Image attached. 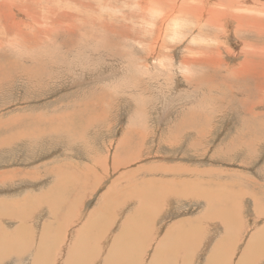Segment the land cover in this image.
Returning <instances> with one entry per match:
<instances>
[{
	"label": "rangeland",
	"instance_id": "rangeland-1",
	"mask_svg": "<svg viewBox=\"0 0 264 264\" xmlns=\"http://www.w3.org/2000/svg\"><path fill=\"white\" fill-rule=\"evenodd\" d=\"M246 2L0 0V200L63 183L55 207L29 197L19 212L0 207V262L62 264L80 246L97 258L77 254L70 264H105L123 228L132 261L108 264H264V0ZM36 128V138L15 137ZM96 164L108 174L98 171L101 183L90 180L80 206L64 212L83 190L84 167ZM174 175L190 181L180 187ZM141 185L172 193L148 206ZM110 187L111 222L96 220L79 241ZM131 212L154 215L144 223Z\"/></svg>",
	"mask_w": 264,
	"mask_h": 264
},
{
	"label": "bare ground",
	"instance_id": "bare-ground-1",
	"mask_svg": "<svg viewBox=\"0 0 264 264\" xmlns=\"http://www.w3.org/2000/svg\"><path fill=\"white\" fill-rule=\"evenodd\" d=\"M233 1V0H232ZM173 2V1H172ZM216 2V1H215ZM245 2H246V0H245ZM248 2V1H247ZM246 2V3H247ZM250 2V1H249ZM248 2V3H249ZM252 2V5H254L255 3H253V1H251ZM192 3V2H191ZM236 3V2H235ZM174 4V3H173ZM251 4V3H250ZM222 6V5H221ZM250 6V5H249ZM255 6H257V5H255ZM241 7V6H240ZM254 7V6H253ZM194 8V7H193ZM209 10V9H208ZM225 11V10H224ZM257 13V12H256ZM258 14V13H257ZM260 14V13H259ZM241 17V16H240ZM245 18V17H244ZM246 19V18H245ZM248 20V19H247ZM253 20V19H252ZM249 21H251V20H249ZM254 21V20H253ZM38 25V24H37ZM10 42V41H9ZM37 66V65H36ZM29 72V71H28ZM246 72V71H245ZM100 99V98H99ZM61 115V114H60ZM59 116V115H58ZM17 117V116H16ZM38 118V117H37ZM37 118H35V119H37ZM40 119H41V117H39ZM31 119V118H30ZM43 119V118H42ZM58 119V118H57ZM13 120V119H12ZM14 121H16V119L14 120ZM50 121V120H49ZM13 122V121H12ZM25 122H28L27 120L25 121V118L24 119H21V120H19V121H16V124L15 125H17V126H23V124H25ZM36 123V122H35ZM10 124V123H9ZM37 124V123H36ZM38 125V124H37ZM49 125V124H48ZM66 125V124H65ZM196 125V124H195ZM11 126V125H10ZM9 126V127H10ZM32 127H33V125H32ZM41 128V127H40ZM52 128V127H51ZM27 129V128H26ZM49 128H42V129H40V131H41V133H40V135L42 136V134H43V136H45L46 134H47V130H48ZM15 130V129H14ZM36 130L37 131H35V132H33V131H28V130H22V131H17V134H16V136L15 137H17V139H31V134H32V136H33V138H36V136H34L35 135V133L36 132H38V128H36ZM54 131V130H53ZM12 134V133H11ZM61 134V133H60ZM18 135V136H17ZM49 135H51V133L49 134ZM42 136V137H43ZM6 138H8V137H6ZM12 139H14V137L12 136V138H10L9 139V141L10 140H12ZM8 140V139H7ZM6 140V141H7ZM3 141V140H2ZM8 141V142H9ZM4 149V148H3ZM104 158V157H103ZM126 159H128L129 161L131 160V159H133V156H131V159L129 158V157H127ZM103 161L105 162V159H103ZM126 162L128 163V161L126 160ZM69 163V162H68ZM91 164V163H90ZM99 164H101V163H99ZM39 165V164H38ZM117 165H121L120 163H119V161H118V159H117V156L115 155L114 157H113V159H112V163H111V166H110V169H109V171H111V172H116L117 171V168H118V166ZM65 166V165H64ZM71 166V165H70ZM80 166V165H79ZM100 167H102L101 165H95V166H89V165H87V166H85L84 167V169H85V172L83 173V175H81V179H82V182L83 183H85V185H83V186H81V189H83L82 190V192H80L79 194V196H78V192H76V189L77 188H73V189H75V192H76V194L75 195H73L72 193V197L71 198H69L68 200H67V202H63L64 203V212H66V213H69V214H71L72 215V213L76 210V208H77V205H78V207L80 206V201H81V198L86 194V192L89 190V189H91L92 187H93V184H91L92 182H93V180L95 181V185L97 186V185H99L100 183H101V180L103 179L102 177H99V172L98 171H101L102 173V176H104V172L106 173V174H108V172H107V169H106V171H104L103 170V168H100ZM54 168V167H53ZM72 168V167H71ZM75 168V167H74ZM77 168V167H76ZM79 168V167H78ZM69 169V168H68ZM70 170V169H69ZM79 170V169H78ZM152 170V169H151ZM154 170V169H153ZM159 170V169H158ZM4 171V170H3ZM91 171V172H90ZM170 171V170H169ZM138 172V171H137ZM152 172V171H151ZM166 172H168V171H166ZM7 173H13V176H15V175H17L19 172H16V171H8ZM32 172H30V173H28V172H25V173H23V174H21V173H19V174H21L20 176H22V177H20V179L22 178V180H30V181H32L33 182V180H34V178L35 177H33V174H31ZM44 173H45V171H44ZM129 173V172H128ZM131 173V172H130ZM5 174H6V172H2V173H0V182H3V186L5 185V183L7 182L6 180V176H5ZM135 174V173H134ZM138 174V173H137ZM62 175V174H61ZM135 176V175H134ZM168 176H169V174H168ZM171 176H172V174H171ZM170 176V177H171ZM175 176V175H174ZM8 177H12V175H10L9 174V176ZM73 177V176H72ZM179 176H175L171 181H176L177 183L178 182H181V185H178V186H180V187H182L184 184L183 183H185V182H189L188 181V179H187V181L186 180H182V179H179L178 178ZM102 178V179H101ZM16 179V177H12V178H9L8 180L10 181V183L12 184V182H14V181H16L15 180ZM20 179H19V182H20ZM142 179V178H141ZM90 180H92L91 181V183H90ZM152 179H149V182H152L151 181ZM196 180V179H195ZM18 181V180H17ZM37 181V180H36ZM73 181V180H72ZM159 181H163L164 182V184L165 185H167V183H165V181L164 180H159ZM169 181V180H168ZM198 181V180H197ZM81 182V181H80ZM79 182V183H80ZM153 182H154V179H153ZM82 183V184H83ZM171 183V182H170ZM201 183V182H200ZM63 183H61L60 185H58V188L60 187V189L63 187V185H62ZM159 184V183H158ZM161 184H163V183H161ZM174 184V183H173ZM18 185V184H17ZM157 185V184H156ZM160 185V184H159ZM220 185V184H219ZM1 186V185H0ZM37 186V185H36ZM68 186V185H67ZM70 186V185H69ZM116 186V185H115ZM151 186V185H150ZM153 186H155V185H153ZM114 187V186H113ZM113 187H110L109 188V190L107 191V193L102 197L104 200H102L103 201V204L99 207V209L96 211V212H93V213H91L86 219H85V223H84V225H83V227H81L80 228V233L78 232V236H79V238H78V240L79 241H82V239H83V235L82 234H86V232H87V229H91V227L92 226H94L95 224H96V220H98V219H102V218H104L105 217V220H102V225H107L109 222H111L110 221V219H111V215L113 214L111 211H108V209L109 208H111V206L109 205V203H110V201H108V200H106V199H109V197L111 198V195L114 193V191H116L115 189H112ZM133 187V186H132ZM135 187V186H134ZM156 187V186H155ZM187 187V186H186ZM194 187V186H193ZM29 188V187H28ZM57 188V189H58ZM79 188V187H78ZM163 188V187H162ZM161 188V189H162ZM170 188V187H169ZM57 189H55L53 186H52V188H50V189H48V190H50L49 192L47 191L46 193H44V194H42L39 198L38 197H31V194H28V196H25V198H23L22 200H14V201H12V200H10V199H8V200H10V201H8L6 198H3V199H1L0 200V207H2V209L3 210H6L7 211V209H10L12 212H16V208H17V211L19 212V209H21V208H19V207H23V206H21V202L22 201H24V200H28L29 201V199L30 198H32L31 200H37L38 201V203L39 204H46L47 206H50V207H55V204H56V200H57V202L58 203H62L61 201H63V199H60L59 198V196L56 198V200H55V204L53 203V205L52 204H50L51 202H52V198H55L56 196H54V194L55 193H58L56 190ZM65 189V188H64ZM80 189V190H81ZM93 189V188H92ZM153 189V188H152ZM37 190V189H36ZM66 190V189H65ZM112 190H114V191H112ZM135 190H137V188L135 189ZM157 190V189H156ZM158 190H160V189H158ZM138 192H139V190H137ZM153 191L154 190H151V188H146V185H141V193L139 194V203H140V201H142V203H147V205L149 206L150 204H163V202L165 201V199H166V197H168L169 196V193H165V191H163V193H161L160 191H157V194H156V196L153 194ZM178 191V190H177ZM191 191H192V189H191ZM63 192H64V190H63ZM159 192V193H158ZM194 192V191H193ZM60 193H62V192H60ZM66 193V192H65ZM172 193V192H171ZM171 193H170V195H171ZM222 193V192H221ZM168 194V195H167ZM195 194V193H194ZM197 194V193H196ZM208 194V193H207ZM57 195V194H56ZM114 195V194H113ZM161 195H163V196H161ZM179 195V194H178ZM178 195H176V197H179ZM191 195H193V193L191 194ZM198 195H200V194H198ZM228 195V194H227ZM52 196H54V197H52ZM86 196V195H85ZM28 197H29V199H28ZM137 197V198H138ZM199 197V196H198ZM215 197V196H214ZM228 197V196H227ZM1 198V197H0ZM194 198H196V197H194ZM50 199V200H49ZM84 200V199H83ZM123 202V201H122ZM28 203V202H27ZM33 203V201H29V203L28 204H32ZM217 203V202H216ZM27 204V205H28ZM35 204H36V201H35ZM161 204V205H162ZM219 205V204H218ZM221 205V204H220ZM37 206V205H36ZM57 206V205H56ZM155 206V205H154ZM30 207V206H29ZM31 208H32V205H31ZM2 209H0V213H1V210ZM65 209H66V211H65ZM29 210H31V209H29ZM54 210V209H53ZM21 211V210H20ZM22 211L24 212V209H22ZM51 211H52V208L50 209V211H49V213H51ZM159 210H157L156 211V209H154V214H156L157 212H158ZM8 212V211H7ZM115 212V211H114ZM132 212H133V210H132ZM130 213V219L129 220H133V218L134 219H139L140 221H142V220H145V221H142V222H144V223H146L148 220H151L152 219V217H151V215H154V214H151L150 212V214L148 213V214H140L139 216H133L134 214L133 213H135V212H133V213ZM230 213H231V211H230ZM52 214V213H51ZM75 214V213H74ZM228 214V213H227ZM79 215V214H78ZM150 215V216H149ZM15 216V215H14ZM20 216H21V214H20ZM65 216V215H64ZM74 216H77V215H74ZM4 217H6V219H7V215H5ZM129 217H127V218H129ZM155 217V216H154ZM10 218V217H9ZM18 218H20V217H18ZM66 218V217H65ZM74 218V217H73ZM72 218V219H73ZM142 218H145V219H142ZM12 219H15V218H12ZM22 219H25V218H22ZM27 219V218H26ZM49 219V218H48ZM227 219V218H226ZM7 220H9V219H7ZM6 220V221H7ZM11 220V219H10ZM18 220V219H17ZM30 220V219H29ZM28 220V221H29ZM51 220V219H50ZM54 220V219H53ZM66 221V220H65ZM72 221V220H71ZM70 221V222H71ZM1 222V221H0ZM14 222V221H13ZM18 222V221H17ZM20 222V221H19ZM24 222V221H23ZM51 221H48V224H51L50 223ZM64 222V221H63ZM99 222V221H98ZM2 223V222H1ZM15 223V222H14ZM25 223V222H24ZM24 223H22V224H24ZM65 223V222H64ZM18 224V223H17ZM20 224V223H19ZM47 223H45V225H46ZM1 225V224H0ZM54 225V224H53ZM66 225V224H65ZM147 225V224H146ZM145 225V226H146ZM14 226V225H13ZM46 226H49V225H46ZM124 226H126V225H124ZM144 226V225H143ZM18 228H19V225L17 226ZM43 227H44V225H43ZM42 227V229H44L45 230V228L46 227H44L43 228ZM109 227V226H108ZM22 228V227H21ZM70 228V227H69ZM93 228V227H92ZM126 228V227H125ZM65 229V228H64ZM95 229V228H94ZM97 229V228H96ZM15 230V229H14ZM17 230V229H16ZM22 230H24V229H22ZM29 230V229H28ZM55 230V229H54ZM6 231V230H5ZM26 230H24V232H25ZM45 231H47V230H45ZM121 232H120V236L121 235H125V238L126 237H130V236H126L127 234L126 233H124V234H122L123 233V228H121V230H120ZM17 232H18V230L16 231V233H15V236L17 235ZM28 232V231H27ZM43 232V231H42ZM41 232V233H42ZM89 232V231H88ZM9 232H7V234H8ZM19 233V232H18ZM21 233H22V231H21ZM44 233V232H43ZM60 233V232H59ZM20 234V233H19ZM29 234V233H28ZM65 234V233H64ZM67 234V233H66ZM104 234V232H101V233H98V234H96V235H94V238H96L95 239V244H98L99 242V240H100V237H107V235H103ZM143 234V233H142ZM9 235V234H8ZM8 235H7V237H8ZM44 235H46L45 233H44ZM54 235V234H53ZM129 235V234H128ZM132 235V234H131ZM256 235V234H255ZM58 236V235H57ZM120 236L119 237H114L113 239H112V241H111V246L106 250V252L104 253V254H102V255H104V263L105 264H108L107 262L111 259V258H116V261H118V263H120V262H122V257H123V259H125L124 258V256L123 255H126L127 256V259H126V261H125V263L126 262H128V261H132V259H130V258H132L131 257V254H130V251L128 250L127 251V249H124V246H123V244H124V242H122L121 241V238H120ZM92 236H90V238H91ZM97 237L99 238V239H97ZM255 237V236H254ZM258 237V236H257ZM11 238V237H10ZM19 238V237H18ZM41 238H43V240L45 241V239L44 238H46V237H44V236H42L41 235ZM40 238V239H41ZM55 238V237H54ZM85 238H87V237H85ZM94 238H92V239H94ZM165 238V237H164ZM193 238V237H192ZM6 239V238H5ZM12 239V238H11ZM47 239V238H46ZM49 239V238H48ZM52 239V238H51ZM51 239H49V240H51ZM88 239H89V237H88ZM103 239V238H102ZM124 239V238H123ZM39 240V239H38ZM42 240V241H43ZM65 240V236H64V239H62V241L60 242V244L63 242ZM85 240H87V239H85ZM105 240V239H104ZM12 241V240H11ZM41 241V242H42ZM44 241H43V244H44ZM48 241V240H47ZM103 241V240H102ZM52 242V241H51ZM91 242H93V241H91ZM101 242V241H100ZM12 242H9L8 244H5V245H8V247L7 248H9V244H11ZM48 243H49V241H48ZM54 243V242H53ZM80 243V242H79ZM79 243H77V245H79ZM102 243V242H101ZM141 243V242H140ZM37 244V243H36ZM103 244V243H102ZM127 244V243H126ZM19 244L17 243V245L16 246H18ZM50 245H53V244H50ZM64 245V244H63ZM75 245V244H74ZM73 245V246H74ZM133 245V244H132ZM195 245V244H194ZM248 245V244H247ZM16 246H15V248L14 249H16ZM49 246V245H48ZM47 246V247H48ZM73 246H72V248H73ZM85 246V245H84ZM98 246H99V244H98ZM128 246V245H127ZM249 246V245H248ZM247 246V247H248ZM10 247H12L13 248V244H11V246ZM78 248L76 249V247H75V251H73L74 250V248L73 249H69L68 251H67V253L65 254V258H67L65 261H62V264H70V262L74 259V256H76L77 254H80V255H83V259H86V260H89V259H94V258H97V256H98V253H93V254H91V251H89V252H87L88 250H87V248H86V252H84L83 250H80V246H77ZM101 247H103V246H101ZM18 248H19V246L17 247V250H18ZM53 248V247H52ZM4 249V248H3ZM68 249V248H67ZM173 249V248H172ZM184 249V248H183ZM246 249V250H245ZM9 250H13V249H11V248H9ZM245 250V255H246V253H247V248H244L243 249V251ZM15 251V250H14ZM37 251V250H36ZM103 251V250H102ZM105 251V250H104ZM185 251H186V249H185ZM11 252H13V251H11ZM17 252V251H16ZM21 252V251H20ZM38 252V251H37ZM61 252V251H60ZM59 252V253H60ZM100 252V254H101V251H99ZM8 253H9V251H8ZM41 253V252H40ZM11 254V253H10ZM18 254H20V253H18ZM47 254V253H46ZM3 255H7V256H9L8 254H3ZM36 255V254H35ZM38 255V254H37ZM61 255V254H60ZM1 256V255H0ZM6 256V257H7ZM62 256V255H61ZM11 257V256H10ZM0 258H5V256H2V257H0ZM64 258V259H65ZM119 259V260H118ZM232 259V258H231ZM239 259V262H241L242 260H240L241 258H238ZM1 260V259H0ZM157 260V259H156ZM85 262V261H84ZM154 262V261H153ZM238 262V263H239ZM0 264H4V262L2 261V262H0ZM76 264H77V262H76ZM237 264V263H236Z\"/></svg>",
	"mask_w": 264,
	"mask_h": 264
},
{
	"label": "crops",
	"instance_id": "crops-1",
	"mask_svg": "<svg viewBox=\"0 0 264 264\" xmlns=\"http://www.w3.org/2000/svg\"><path fill=\"white\" fill-rule=\"evenodd\" d=\"M192 244H193V243H192ZM245 250H246V249H245ZM245 250L242 252V255L244 254ZM249 250H251V248L248 249V251H249ZM210 258H212V257H210ZM238 261H239V259H238ZM237 264H238V262H237Z\"/></svg>",
	"mask_w": 264,
	"mask_h": 264
}]
</instances>
